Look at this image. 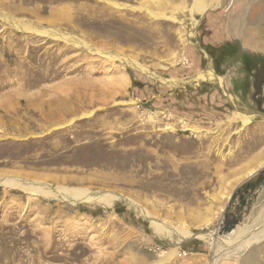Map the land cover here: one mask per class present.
<instances>
[{"label":"rangeland","instance_id":"obj_1","mask_svg":"<svg viewBox=\"0 0 264 264\" xmlns=\"http://www.w3.org/2000/svg\"><path fill=\"white\" fill-rule=\"evenodd\" d=\"M222 3L0 0V264H212L264 216L260 84L215 50L264 63V0Z\"/></svg>","mask_w":264,"mask_h":264},{"label":"bare ground","instance_id":"obj_2","mask_svg":"<svg viewBox=\"0 0 264 264\" xmlns=\"http://www.w3.org/2000/svg\"><path fill=\"white\" fill-rule=\"evenodd\" d=\"M193 10L198 11L197 9H193ZM139 70H140V68H139ZM199 79H202V80L204 79V80H207L210 82H214V83H217L219 85H223L224 87H225V85L229 84L228 78L226 79L225 77L224 78L218 77L215 74H213V72L211 70H209L204 75L199 76L198 80ZM249 114H248V116H244V117L240 118L243 121V125L248 124L251 117L254 116V115H249ZM261 156H262V158H261ZM250 159L249 160L247 159V161L250 162ZM251 163H254L257 166L254 169L250 168L251 170L248 171L247 176L253 175L258 169L264 167V154L263 155L256 154L254 159H251ZM251 163H250V165H251ZM246 164L247 163H244V164L242 163L243 167L248 165V164L247 165ZM239 167L243 168V167H241V165ZM253 167H254V165H253ZM240 168H239V171H241ZM82 196L84 198V199L83 198L82 199L87 201V202H92V200H94L96 202H101V203H105V204H109V202L114 200V197H115V196H112L110 194L89 195L88 193H84V194H82ZM138 213H139V216L145 217L147 220L150 221V225H151L153 232L155 234H158V235L162 234L161 236H164V237L167 236L169 238V240L172 241L173 243H177V242L181 241V239L183 240L184 238L188 237V235H186V234L182 235V233H181V234H179L181 238L177 237L178 239H176L175 233H173V230L171 228H169L170 226L167 227L166 225H164L162 223H158L157 221H155L153 219L151 220V218L146 216V214L141 210ZM256 222H258V223H256V225L253 224L254 226H250V227L245 228V229L240 228V229L234 230L227 237H225L224 238L225 241H224V245H223V247H225V248H221L220 251L215 249L216 250V253H214L215 259L212 261H214V263H215L219 259L231 257L232 254L237 253L239 251V249H238L239 247H237L239 244L242 245V247L247 248L248 246L254 245L255 243L263 240V238H264V216H261V218ZM244 233H245V236L243 237L242 235ZM239 240H241V241H239ZM235 244H238V245L236 246ZM255 258H257V251L256 250L251 253V256L249 258V262L256 263L254 261ZM214 263H212V264H214Z\"/></svg>","mask_w":264,"mask_h":264},{"label":"crops","instance_id":"obj_3","mask_svg":"<svg viewBox=\"0 0 264 264\" xmlns=\"http://www.w3.org/2000/svg\"><path fill=\"white\" fill-rule=\"evenodd\" d=\"M238 0H235L234 2V7L235 9V3ZM220 38L223 36L218 35ZM257 38V37H256ZM216 50V55L221 56L223 59V66L227 70V65L236 62L237 63V72H240L241 75L249 74V73H254L255 72V82L259 83L260 85L257 86V99L255 100V104L257 107V110L262 111L264 110V96H261V93L264 89V63H262L261 59H258L256 55H249L247 53H244L240 48L237 42H231L230 45H225L223 48H217ZM219 58V57H218ZM230 69V68H229ZM225 70V71H226ZM228 71V70H227ZM226 71V73H227ZM239 85V84H238ZM237 84L235 85V89L237 91L234 92H240L239 91V86Z\"/></svg>","mask_w":264,"mask_h":264},{"label":"built area","instance_id":"obj_4","mask_svg":"<svg viewBox=\"0 0 264 264\" xmlns=\"http://www.w3.org/2000/svg\"><path fill=\"white\" fill-rule=\"evenodd\" d=\"M235 0H223L222 8L224 13L230 12L234 7Z\"/></svg>","mask_w":264,"mask_h":264}]
</instances>
